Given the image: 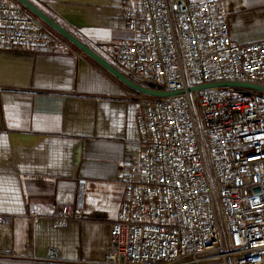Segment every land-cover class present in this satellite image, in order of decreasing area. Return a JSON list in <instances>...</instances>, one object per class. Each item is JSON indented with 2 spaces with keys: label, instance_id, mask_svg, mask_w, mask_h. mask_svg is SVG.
<instances>
[{
  "label": "built area",
  "instance_id": "1",
  "mask_svg": "<svg viewBox=\"0 0 264 264\" xmlns=\"http://www.w3.org/2000/svg\"><path fill=\"white\" fill-rule=\"evenodd\" d=\"M123 5L132 38L98 44L96 52L143 87L184 93L144 95L136 117L142 158L124 165V195L101 264H264V93L191 91L222 82L264 86V40L235 42L221 1ZM0 43L70 50L13 0H0ZM81 218L65 206L53 222L62 228ZM57 254L50 249L49 260ZM0 258H14L6 220Z\"/></svg>",
  "mask_w": 264,
  "mask_h": 264
},
{
  "label": "crops",
  "instance_id": "2",
  "mask_svg": "<svg viewBox=\"0 0 264 264\" xmlns=\"http://www.w3.org/2000/svg\"><path fill=\"white\" fill-rule=\"evenodd\" d=\"M30 1L95 51L132 38L123 0ZM216 1L235 42L264 40V0ZM39 22L69 44L67 54L0 43V220L12 224L14 253L0 264H101L124 165L142 158L136 117L144 94ZM65 206L82 218L57 227L53 217ZM50 249L58 250L53 260Z\"/></svg>",
  "mask_w": 264,
  "mask_h": 264
},
{
  "label": "water",
  "instance_id": "3",
  "mask_svg": "<svg viewBox=\"0 0 264 264\" xmlns=\"http://www.w3.org/2000/svg\"><path fill=\"white\" fill-rule=\"evenodd\" d=\"M22 6H24L27 10H29L32 14H34L37 18L47 24L50 28H52L55 32L59 35L64 37L70 43L78 47L83 53L88 55L94 61H96L99 65H101L104 69H106L109 73L119 79L122 83L130 87L131 89L140 92L144 95L154 96V97H168L172 95H178L184 93L183 91L180 92H163L154 89L152 86L149 88L143 87L126 75H124L120 70H118L115 66L109 63L105 58H103L99 53L93 50L91 47L86 45L84 42L79 40L75 35H73L70 31L65 29L62 25H60L57 21H55L52 17H50L47 13L41 10L38 6L32 3L30 0H15ZM213 87H229V88H242V89H249L253 91H259L264 93V86L250 84V83H243V82H222V83H213L206 86H199L193 88L191 91L202 90L206 88H213Z\"/></svg>",
  "mask_w": 264,
  "mask_h": 264
},
{
  "label": "rangeland",
  "instance_id": "4",
  "mask_svg": "<svg viewBox=\"0 0 264 264\" xmlns=\"http://www.w3.org/2000/svg\"><path fill=\"white\" fill-rule=\"evenodd\" d=\"M13 1H15V0H13Z\"/></svg>",
  "mask_w": 264,
  "mask_h": 264
}]
</instances>
